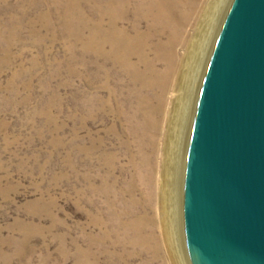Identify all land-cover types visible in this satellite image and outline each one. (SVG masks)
<instances>
[{"label":"rangeland","instance_id":"1","mask_svg":"<svg viewBox=\"0 0 264 264\" xmlns=\"http://www.w3.org/2000/svg\"><path fill=\"white\" fill-rule=\"evenodd\" d=\"M129 1L0 0V264H187L180 224L177 259L163 245L162 261H131L119 228L131 165L96 102L129 83L108 47L85 54L79 41L111 21L131 34Z\"/></svg>","mask_w":264,"mask_h":264},{"label":"bare ground","instance_id":"2","mask_svg":"<svg viewBox=\"0 0 264 264\" xmlns=\"http://www.w3.org/2000/svg\"><path fill=\"white\" fill-rule=\"evenodd\" d=\"M228 2L131 0V34L111 21L107 29L92 24L79 41L85 54L101 56L108 47L102 58L117 70L114 80L126 78L129 83L128 91L115 87L96 106L115 119L114 133L120 127L126 140L131 183L125 192L131 197V213L122 209L119 228L131 232V261L141 253L162 261L163 245L177 259L184 141L201 73Z\"/></svg>","mask_w":264,"mask_h":264},{"label":"water","instance_id":"3","mask_svg":"<svg viewBox=\"0 0 264 264\" xmlns=\"http://www.w3.org/2000/svg\"><path fill=\"white\" fill-rule=\"evenodd\" d=\"M187 264H264V0H229L188 121L179 183Z\"/></svg>","mask_w":264,"mask_h":264}]
</instances>
